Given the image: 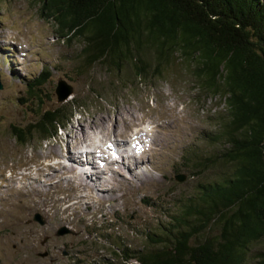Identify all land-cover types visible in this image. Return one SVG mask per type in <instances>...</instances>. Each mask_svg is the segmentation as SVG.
I'll return each instance as SVG.
<instances>
[{
	"label": "rangeland",
	"instance_id": "obj_1",
	"mask_svg": "<svg viewBox=\"0 0 264 264\" xmlns=\"http://www.w3.org/2000/svg\"><path fill=\"white\" fill-rule=\"evenodd\" d=\"M40 7L39 0H0V264H91L100 258L120 264L114 252L120 253L124 244L143 247L142 231H156L166 220L163 209L174 208L176 200L224 168L201 174L191 159L219 150L207 147L204 134L214 133L213 123L227 116L226 98L201 90L192 74L197 61L186 66L179 55L162 77L143 82L126 76L131 69L120 78L100 62L83 71L84 40L63 41L54 22L40 16ZM59 79L73 88L64 103L56 95ZM41 83L39 98H31L30 88ZM73 98L83 108L55 139L22 145L14 137V127L24 129L38 119L40 106L52 109ZM80 124L90 137L84 141L79 132L68 140ZM112 129L110 138L119 141L138 130L146 132V145L153 148L148 146L143 168L153 179L143 176V168L130 175L124 167L123 180L114 178L115 168L110 171V164L95 158L97 169H105V177L112 180L105 186L110 189L105 199L63 180L62 166L45 190L32 184L29 178L52 172L49 167L65 162L68 152L97 147ZM94 133L101 136L94 139ZM75 165L82 169L79 176L90 168ZM180 175L183 182L176 179ZM64 229L69 233L60 236ZM106 229L108 242L101 237Z\"/></svg>",
	"mask_w": 264,
	"mask_h": 264
},
{
	"label": "trees",
	"instance_id": "obj_2",
	"mask_svg": "<svg viewBox=\"0 0 264 264\" xmlns=\"http://www.w3.org/2000/svg\"><path fill=\"white\" fill-rule=\"evenodd\" d=\"M39 2L40 16L54 22L63 41L84 40L83 71L100 62L117 77L131 69L126 76L143 82L162 77L179 55L186 66L197 61L192 74L201 90L226 98L227 116L204 134L207 147L219 150L191 159L201 174L224 168L163 209L166 220L156 231H142L143 247L124 244L114 252L117 261L264 264V0ZM43 84L30 88L31 98ZM81 108L74 98L40 106L38 119L14 127L13 135L22 145L55 139ZM108 230L101 235L107 242Z\"/></svg>",
	"mask_w": 264,
	"mask_h": 264
},
{
	"label": "bare ground",
	"instance_id": "obj_3",
	"mask_svg": "<svg viewBox=\"0 0 264 264\" xmlns=\"http://www.w3.org/2000/svg\"><path fill=\"white\" fill-rule=\"evenodd\" d=\"M121 117L123 119V116ZM123 121L125 123L128 122L126 119L125 120L123 119ZM90 130L92 132L95 131L92 127H90ZM144 130H138L137 133H135L133 136H130L129 140H125V141L117 140L115 138L116 136H114V138H110L114 129H112L111 131L108 130L105 135V140H100L98 142L99 143L98 146L97 144L94 143L97 147L90 146L92 148L90 149V151L83 150L79 153L76 152V154L72 152H68V155H67L68 158L66 159L65 162L56 163V165L60 167V169L56 168V165L50 166L49 169L52 172H49L39 177H34V178H29V179L32 180V184H35L34 186L37 190H45L46 188L45 185L48 183V181L53 179V177L56 176V173H62L61 171V166H62L63 167L62 170L64 171L62 174L65 175V178H62L63 180L72 182L73 185L76 186V188H81V189L84 188L86 191H88V193H90L91 196H95L96 199H105L106 196L109 194L108 192H110L109 187L105 188V186L106 185L109 186L108 183H110V181L112 180H109L107 177H105L104 175L105 172H103L105 169L104 170L97 169L96 164L98 162L96 163L95 158L97 160L99 159L102 164H110V167H109L110 171H111V167L113 169L115 168V170L112 171L114 178L117 177L118 179L121 178L123 180V177H125L123 167L125 171L127 172L126 174L131 175L134 172H138L143 167L145 168L146 163L148 162L147 160H145L144 155L149 151L150 148H153L152 146H149L148 144L146 145L147 141L145 142L144 140L146 132ZM146 131H149V130H146ZM79 132H80L79 135L83 136L82 139L84 141H86L90 137L88 135V132L85 131V127H83V125L80 124L77 128L74 129L72 134H68L67 139L71 140L72 138H76L75 133L77 134ZM98 136L100 137L101 135H98ZM98 136L97 134H95L94 139H98ZM156 136L154 135L153 141L154 140L156 141L155 139ZM133 145H135V147H133ZM152 145H154V143ZM148 146L150 148H148ZM121 148H123V152L120 151V153L117 154L116 150L121 149ZM115 154H117L118 156ZM84 155L90 162H87L83 158H82L83 160L80 159L81 157H84ZM75 164L83 165L82 166L83 168L85 167V165H89L90 168L83 170V172L80 174L81 176L80 177L79 173L82 171V169L80 166L75 165ZM144 168L140 171V172H144L143 176L146 177L147 179H153L151 175L146 174L147 172L144 170ZM121 170L123 171V174L120 172ZM78 185L81 187H77ZM78 191L80 190H77V192Z\"/></svg>",
	"mask_w": 264,
	"mask_h": 264
},
{
	"label": "water",
	"instance_id": "obj_4",
	"mask_svg": "<svg viewBox=\"0 0 264 264\" xmlns=\"http://www.w3.org/2000/svg\"><path fill=\"white\" fill-rule=\"evenodd\" d=\"M3 88V85L0 81V90ZM73 94V88L63 79H59L58 81V85L56 88V95L58 98V102L59 103H64L65 101H67L70 96ZM177 181L179 182H183L185 180V176L184 175H180L177 176ZM36 221L40 222L41 224H43V220L40 216H36L35 218ZM66 233H69L68 230L64 229L62 230L59 235H65Z\"/></svg>",
	"mask_w": 264,
	"mask_h": 264
},
{
	"label": "snow or ice",
	"instance_id": "obj_5",
	"mask_svg": "<svg viewBox=\"0 0 264 264\" xmlns=\"http://www.w3.org/2000/svg\"><path fill=\"white\" fill-rule=\"evenodd\" d=\"M133 147H135V145H133Z\"/></svg>",
	"mask_w": 264,
	"mask_h": 264
}]
</instances>
